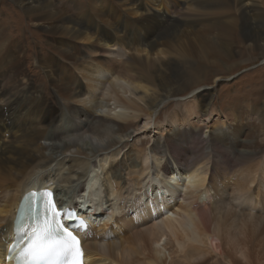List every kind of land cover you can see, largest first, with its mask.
I'll list each match as a JSON object with an SVG mask.
<instances>
[{"label": "bare ground", "instance_id": "bare-ground-1", "mask_svg": "<svg viewBox=\"0 0 264 264\" xmlns=\"http://www.w3.org/2000/svg\"><path fill=\"white\" fill-rule=\"evenodd\" d=\"M13 1L58 36L60 49L58 57L47 53L44 42L40 57L31 45L53 102L20 67L22 51L0 46V264H13L5 255L18 200L42 187L85 218L83 264H264V97L221 110L212 97L191 92L202 80L197 67L219 58V46L202 36L191 51L172 28L158 30L160 15L148 13L147 1H116L129 14L112 21L102 14L105 0H91L95 12L81 16L54 0ZM153 3L166 13L192 0ZM217 6L230 13L221 21L230 28L244 16L243 40L264 56V0ZM189 90L190 99L174 100L180 110L167 118L164 135L147 147L143 139L124 141L132 120L156 119L165 99ZM195 109L200 116L209 109L204 135L189 118ZM97 110L103 116L92 115ZM86 150L95 160L70 154ZM90 203L94 214H84ZM96 213L106 217L95 221Z\"/></svg>", "mask_w": 264, "mask_h": 264}, {"label": "rangeland", "instance_id": "rangeland-1", "mask_svg": "<svg viewBox=\"0 0 264 264\" xmlns=\"http://www.w3.org/2000/svg\"><path fill=\"white\" fill-rule=\"evenodd\" d=\"M54 1L56 4H58V6L62 7L63 9L65 8L64 10H67L69 14L81 16L83 14H86L87 12L88 14H93L95 12L93 6L90 5L91 0ZM105 1H107V3H105L106 8L102 10V14L106 18L108 17V21H112V19L115 18L116 14L120 12H124L126 15L129 14L125 12L126 10H122L120 4L116 3V1L120 2V0ZM140 1H144L143 5H145V1H147V9H149L148 13H152L154 11L157 12L158 15H160L159 20L160 22H162V24L160 22L155 23V26L159 28L158 30L164 32L165 29L168 28L170 30V28H172L174 33H176L178 37H180V41L182 40V43H184L183 46L185 45L190 47L191 51H199L196 47L199 46L197 41H200L201 44L203 37H205V39H208L216 44V46H219V58L215 60L214 58L216 55H214L211 58L212 61L205 63L201 62L202 67H197V73L202 80L200 84L195 87L196 90H189L188 94L186 93L184 95H180L181 97H177L174 99H165L162 102V105L160 104L159 108H157L158 110L156 112V119L152 118L151 120H148L147 123L144 119V115H141L137 119L132 120L133 124H130L131 127L129 126L127 132L130 129L134 130L132 131L129 138L124 139L125 142L131 143L136 138H139L144 140V146L147 147L150 143H152L155 137L159 138L161 134L164 135L167 132V129L170 127V125H168L169 121L167 120L169 119L173 111L177 108L176 105H178L175 104L176 102L174 100H188L190 99L188 95L191 92L194 93V97L197 95L196 97H200V99L201 96L203 97L204 95L212 97L215 107L218 109L221 108V110H225L226 108L231 107L246 108V106H248L249 104H252L254 101L258 102L257 100L260 101L264 97V56L260 55L259 51L255 49V47L250 48L244 42L243 35L249 32L247 26L244 27L245 23H247V21H245L244 19V16L238 15V21H236L235 28H230L228 23H226L225 25L221 23L222 20L227 21V15L229 14L230 16V13H222L225 11L217 6V3L220 0H195L198 6L195 5V1L192 0V4H188V6L186 4H183L179 5V7H172V9L166 13L163 12L164 9L157 11L153 2L157 3L159 2V0ZM183 1L184 0H174V3H181ZM244 2L247 4L250 3L248 1ZM15 3L16 2H14L13 0H0V37L2 36L1 40L3 41L0 46L8 43L11 49H14V47L16 46L22 51V54L19 55L20 67L24 71H26L27 75L30 78L29 81L34 85L41 87L45 96L52 99L54 97V92L52 91L50 80L44 77L42 69L34 65L32 60L33 56L31 54V45H34L35 49L32 53L42 57L44 56V54L41 51L40 45L46 42L50 45L48 49L45 48L46 52L57 56L60 45L55 40L58 39V36L49 33L46 34L47 32H45L44 28L38 25H34L29 20V14H25L22 10V7ZM96 4L100 5L99 2ZM69 8L71 10H69ZM111 8L113 10H117L118 12H112ZM161 15H167V17H164V19L162 20ZM7 16L11 17L6 19ZM134 17H136V15H134ZM91 18L93 19L92 16ZM17 23H22L23 34H21L19 30L14 29V26ZM130 25L135 27L136 22H133ZM152 25H154V23ZM261 28H264V24L261 25ZM107 29H110L109 31H112V28L110 27ZM195 33H197L198 35L195 36ZM14 55L17 56L16 54ZM175 73L178 74L180 73V71L176 69ZM0 85H3V83H0ZM188 110L192 111V109ZM93 112L92 115H95L97 117H100L101 115L103 116V113L100 110H97L94 113ZM194 112L195 114H192L189 118L191 119V121H193V123L196 122V124L200 128L201 133L204 135V132H206L207 130L205 127L209 123V109L207 110L205 116H200V109H195ZM178 113H181V111ZM211 117L212 121L216 119V116L214 115H211ZM172 125V127H175V124L172 123ZM70 154H74V156H76L77 158L81 157V159L87 157L90 159L92 158L87 150L82 155L78 154L77 152H71ZM99 155H102V153L99 152ZM93 159L94 158H92L91 160ZM96 171L99 172V168H95L93 173H95ZM175 173L176 172H174V174ZM178 187L182 188L181 186ZM152 188H156L155 185L152 186ZM60 193L63 192H61L60 190ZM86 206H88V204H86ZM105 217L106 216L104 215L96 213V216L92 219H95L96 221Z\"/></svg>", "mask_w": 264, "mask_h": 264}, {"label": "snow or ice", "instance_id": "snow-or-ice-1", "mask_svg": "<svg viewBox=\"0 0 264 264\" xmlns=\"http://www.w3.org/2000/svg\"><path fill=\"white\" fill-rule=\"evenodd\" d=\"M31 200L17 209L15 236L8 259L20 264H83L81 241L75 234L86 228L83 220L73 227L74 213L61 210L48 190L32 192Z\"/></svg>", "mask_w": 264, "mask_h": 264}]
</instances>
